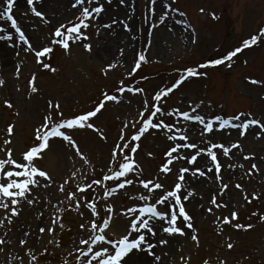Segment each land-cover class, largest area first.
<instances>
[{
    "label": "rangeland",
    "instance_id": "obj_1",
    "mask_svg": "<svg viewBox=\"0 0 264 264\" xmlns=\"http://www.w3.org/2000/svg\"><path fill=\"white\" fill-rule=\"evenodd\" d=\"M124 5H129L130 14L120 12ZM33 6L42 17L30 11L26 0H13L10 11L30 46L20 41L10 20L0 18V37H4L0 39V159L19 163L22 153L38 143L36 131L45 124L46 116L51 127L102 106L89 118L92 128L62 129L76 147L62 137L49 138L35 166L51 179L45 184L40 178L39 186H29L32 205L17 198L20 202L13 206L11 198H5L9 207L0 208V220H4L0 264H82L84 258L76 249L86 246L79 241L92 233L90 222L107 216L108 205L112 206L109 228L95 234L117 239L125 234L131 219L125 209L155 203L160 192L163 195L158 198L166 204L170 199L167 192L175 190L176 182L181 183V197L189 189L192 192L182 204L193 228L185 229L183 235L167 236L155 222L156 235L145 237L155 245L153 255L143 251L144 264H264V129L249 125L241 136V129L231 127L245 118L264 124V33L260 31L264 28V0H155L152 5L149 0H125L123 4L120 0H92L91 4L84 0L83 6H102V11L86 20V29L81 27L86 39H69L67 50L53 42L59 39L53 36L54 29L61 23L65 28L77 23L82 6H74V0H33ZM4 7L6 0H0V11ZM161 15H165L163 21ZM253 36L255 41H251ZM245 40L251 43L246 46ZM85 43L91 45V51L83 47ZM44 46L52 50L38 63L33 49ZM237 47L241 51L229 60L209 65L210 60L223 58ZM141 54L146 60L136 66L134 61ZM189 68L201 74L188 75ZM181 76V83L167 91ZM120 88L124 91H118ZM160 93L161 99L155 100ZM105 95L118 99L105 101ZM185 111L189 116H202L205 123L211 120L212 129L205 131L199 121L186 120L179 114ZM217 116L229 120V125L220 127L221 121L214 119ZM161 123L171 129L153 127ZM8 125L13 127L10 136ZM44 130L47 128L41 133ZM173 134L176 139L169 140ZM5 139L10 143L5 145ZM125 143L129 147L123 154L111 156L115 145ZM132 147L135 152L130 151ZM209 148L216 161L207 155ZM125 154L132 160H123ZM120 163H132L135 171L112 177ZM183 168L188 171L181 173ZM104 175L110 179L103 180ZM181 175L183 180H178ZM8 179L0 176V182ZM97 179L101 183H95ZM126 179L133 183L120 188ZM139 180L160 183L163 189L153 188V199L141 201L139 196L149 193ZM12 207L17 209L15 216ZM92 208L98 215L92 214ZM157 208L165 210L164 205L157 204ZM209 208L212 210L207 211ZM232 212L236 213L234 219ZM226 216L227 223L223 222ZM50 226L51 233L47 231ZM178 226H182L179 221ZM40 227L45 228L43 233L38 231ZM135 235L131 233L129 239ZM192 235L197 237L195 241ZM161 238L168 243L159 245ZM21 239L25 244L19 243ZM101 246L107 245L98 242L92 247L98 250Z\"/></svg>",
    "mask_w": 264,
    "mask_h": 264
},
{
    "label": "snow or ice",
    "instance_id": "obj_2",
    "mask_svg": "<svg viewBox=\"0 0 264 264\" xmlns=\"http://www.w3.org/2000/svg\"><path fill=\"white\" fill-rule=\"evenodd\" d=\"M27 4L30 6V11L38 16L42 17L43 14L36 10V8L33 6V0H26ZM125 0H120V3L123 4ZM155 0H149V5L154 4ZM88 3L91 4L92 0H88ZM84 0H74V6L81 5V12L78 16V22L70 24L67 28H65V24L61 23L58 27L54 29L53 36L58 37V40H54V43H57L61 46H63L64 49L69 48V39H71L73 42L78 41L81 39L82 36H84V33L80 31L81 27L87 28L89 25L86 23V20L89 18H95L94 14H99L102 11V6H96V7H89L83 6ZM13 6V0H6V7L3 8L2 11H0V18H5L7 20H10L12 22V27L15 29L17 33H19V39L22 41L25 45H29V40L21 31L19 27L16 26V21L13 19V17L10 15V11ZM149 11H153L152 7H149ZM166 15V14H165ZM165 15H161L159 19L163 21L165 19ZM112 23H116L115 20L112 21ZM123 26L125 30H129V25L126 22H123ZM110 25H105V27H109ZM64 29V31H62ZM261 33H264V28H262ZM4 37H0V39H3ZM86 39V36H84ZM256 37L253 36L251 38V41H255ZM249 40H245L243 43L244 45H249L251 43ZM30 46V45H29ZM83 47L91 51V45L85 43ZM52 49L48 46L42 47L41 50H35L33 49L35 56L37 57V62L41 63L40 57L44 56L45 54L49 53ZM241 51V48L237 47L234 52L230 51L228 52L223 58H217L212 59L208 63L209 65L215 66L220 65L222 62L229 60L232 56H234L236 53H239ZM146 57L145 55H139L138 59L134 61V64L136 66H139L140 61H145ZM42 67L49 68V65L47 63H42ZM107 67H112L111 64H108ZM188 75H200L199 72H194L191 68L187 69ZM184 79L183 76H181L180 79H178L174 84H172L171 88L167 89V91H171L172 89L176 88L181 81ZM34 80V77L30 79L29 83L32 84ZM253 83H257V81H252ZM3 81L0 80V84H2ZM32 91L35 92L36 88L32 87ZM118 91L123 92L124 89L120 88ZM140 91V90H137ZM163 93H160L155 96V100L159 101L161 99V96ZM105 101H116L118 97L116 95H105L103 97ZM8 107H11V104L9 101L4 102ZM49 106L51 107L52 104L49 102ZM102 104H98L95 109L92 111H88L86 113H82L79 115H76L72 118H66L61 120L59 123H53L51 127L47 126V121L50 119V117H45V124L41 125L40 129H37L36 131V139L38 143L35 146L30 147L28 150H25L22 153V159L19 163L15 159L12 158H6V159H0V170H3L0 172V176L3 178H11L8 179L6 182H0V208H8V203H5V198H11L10 203L11 205L15 206L20 201H18L17 198H21L22 201L26 202L29 205L33 204V199L29 198V195L31 193L30 185L32 186H39L41 183V179H43L44 183L47 184L48 181H50V176L48 173L44 170H41L37 166H35V159L41 158L42 151L48 146V141L50 137L58 136L62 137L65 141H69L73 147H76L75 142L70 140L69 135L65 134V131L62 129H72L76 126L79 127H89L92 128L93 125L91 123H88L89 118L93 117L97 111H99ZM57 109L59 108V105L57 104L55 106ZM156 111H160L159 108L156 109ZM181 116H183L186 120H193V121H199L200 124L204 125L205 131H210L212 129V121L209 120L207 123H205V120L200 115H192L189 116V113L187 111L179 113ZM241 116L243 114L241 113L240 116L235 117L236 120H240ZM217 121H221V117L217 116L214 118ZM148 120H144V127L148 126ZM229 120L225 119L221 121L220 127L228 126ZM249 125H259L262 129H264V124H261L256 119H243L239 124H232L231 127L239 128L241 129L240 135H244L243 129H246ZM165 127L169 130L171 129V125H163L162 123L160 125H153V127ZM47 128V130H44L41 133V129ZM143 131V129H141ZM179 129H177V132ZM13 132L12 125H8L7 127V133L9 136ZM259 135V133H257ZM122 138V137H121ZM133 140L137 139V137L134 135L132 137ZM169 140L176 139L175 134L168 136ZM3 143L9 144L10 140L5 139ZM128 144L125 143L123 146L115 145L112 149L111 156H116L117 152L123 154L125 148H128ZM188 147H195V145H188ZM213 147H216V145H213ZM174 150V149H173ZM131 152H135V147H132L130 149ZM224 154L228 153V148L223 149ZM7 155L11 157V149L7 150ZM207 155L211 157V161H216L217 156L216 154L209 148L207 150ZM247 158V157H245ZM192 159H195V157H192ZM123 160L125 161H131L132 157L131 155H123ZM25 161H28V163H25ZM9 166L7 170L5 169V166ZM11 166H14L11 167ZM217 171L220 168V165L217 163L215 165ZM256 165L253 164L252 168H255ZM16 169H22L16 170ZM165 171H168L167 168L164 169ZM210 170V169H209ZM135 171L133 168L132 163H120L117 170L112 171L111 175L112 177H122L125 176L126 173ZM181 173L188 171V169L183 168L180 170ZM196 171H199V169H196ZM251 171V170H250ZM203 175V173H201ZM73 176L75 173L72 174ZM15 177V178H13ZM22 179H16L21 178ZM103 180H109L110 177L108 175H104L102 177ZM217 179L219 177L217 176ZM178 180H183V176H179ZM95 183L99 184L101 183L100 179H97ZM133 183L132 179H126L123 183L119 184L120 188L124 187V184L131 185ZM149 183H152L150 181L146 182L144 180H139V184L142 185L145 189H148V195H140L139 199L141 201H149L153 199V196L151 195L152 189H163V185L160 183H152V188H149ZM239 187V185H237ZM174 189L167 192V203L165 204L164 200L159 199V196L163 195V192L156 194L155 203H145L142 207H131L127 208L124 211H126L127 215L131 217L129 224L127 228L125 229V234L120 236L117 239H107L104 234H95L98 231L100 233H103L105 229L109 228L110 221H111V213H112V206L108 205L106 207V213L107 216L97 222L92 221L90 222L89 227L92 230V233L86 238L81 239L79 241L80 244L85 245L86 248L81 249L77 248L76 251L79 252V256L83 257L82 264H93V261H95V264H121L122 258L130 252L132 249H136L137 252L145 251L149 255H153L151 252V249L154 248V244L149 242L145 237L146 235L154 237L156 235V224L155 222H159V231L167 234V236H172L174 234H180L183 235L185 233V229H192L193 225L190 222L191 217L187 212L185 211V207L182 204L183 201H187L189 196L192 194L191 190H187L186 194H184L182 197L179 193V190L181 189V183L176 182L174 183ZM62 190V189H61ZM114 191V189H113ZM111 193H105V195H110ZM68 199H72V193L68 194ZM213 204L216 203L215 197H213L212 201ZM157 204L164 205L165 210L160 211L157 208ZM76 206L79 207V201H76ZM212 209L209 208L207 211H211ZM11 215L15 216L17 215V209L15 207H12L10 209ZM58 211V210H57ZM135 213V215H133ZM92 214L98 215L96 213L95 208H92ZM232 218L234 219L236 217V213H231ZM59 217H57L58 219ZM228 217H224L225 223L228 222ZM264 219V217H262ZM178 221L180 225L178 226ZM8 222H11V218H8ZM55 223V221H53ZM4 224V220H0V225ZM80 227L83 229L84 225L81 224ZM235 227L240 228L241 225L236 224ZM244 227H250V225H245ZM40 233H43L45 231L44 227H40L38 229ZM47 231L51 233L53 231V228L50 226L48 227ZM136 233V235L129 239V236L131 233ZM95 234V235H93ZM25 237L28 235L27 232L23 234ZM192 240H196L197 237L195 235L191 236ZM25 239H21L19 243L21 245L25 244ZM98 242L102 245L107 246H101L98 250H94L92 246L98 245ZM3 241H0V244H2ZM159 245H166L168 243V240L166 238H161L157 242ZM143 245V247L141 246ZM110 246V247H108ZM228 247L230 248L231 245L229 244ZM33 259H35V256H33ZM155 259L158 261L160 259L159 256H155ZM133 257H129L128 260L124 261V264H132Z\"/></svg>",
    "mask_w": 264,
    "mask_h": 264
},
{
    "label": "bare ground",
    "instance_id": "obj_3",
    "mask_svg": "<svg viewBox=\"0 0 264 264\" xmlns=\"http://www.w3.org/2000/svg\"><path fill=\"white\" fill-rule=\"evenodd\" d=\"M17 2L20 3L21 0H17ZM129 9H130V8H129V5H124V6L122 7V9H120V12L130 14L131 12H130ZM142 252H143V251H141V252L134 251V252H133V254H132V256H133L132 264H144V262L147 260V257H144V256L142 255ZM129 257H130V256H129ZM129 257H128V258H129ZM125 260H126V258L124 259V261H125ZM148 260H149V259H148ZM124 261H123V262H124Z\"/></svg>",
    "mask_w": 264,
    "mask_h": 264
}]
</instances>
